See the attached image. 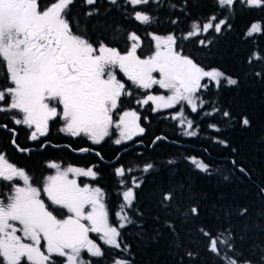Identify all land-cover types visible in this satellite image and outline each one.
I'll return each instance as SVG.
<instances>
[{
  "label": "snow or ice",
  "instance_id": "6c2138e0",
  "mask_svg": "<svg viewBox=\"0 0 264 264\" xmlns=\"http://www.w3.org/2000/svg\"><path fill=\"white\" fill-rule=\"evenodd\" d=\"M83 2L93 6L85 16L98 14L97 0ZM125 2L137 6L147 5L150 0ZM74 3L75 0H0V73L6 77L0 85V114L7 113L6 119L16 125L34 128L30 133L32 140L46 135L50 122L55 120L63 123L60 131L73 137H87L94 144L116 133L119 137L114 139L116 145L143 134L145 129L138 122L137 111L122 109L123 98L134 96L131 87H126L127 82L145 90V98L136 99L137 104L151 102L158 111L183 102L192 112L197 111V94L209 88L207 81L217 87L222 81L228 86L238 85L237 79L222 70H206L185 53L172 34L152 35L154 47L147 52L141 50V37L135 32L116 30L112 43L93 41L87 30L81 28L80 21L72 18ZM108 3L117 6L119 0H108ZM215 3L226 14L224 18L212 14L207 18L210 22L202 26L194 23L188 37L199 36L201 31L221 33L222 29H230L228 21L237 5L264 7V0H215ZM135 20L150 24L154 18L136 11ZM259 33H262V24L257 21L250 25L246 36ZM120 39L125 42L123 48L116 43ZM198 43L206 46L211 41ZM253 60L264 61V55L253 54L248 63ZM255 75L262 76L264 71ZM153 86L168 94H147ZM221 114L231 118L229 111ZM242 124L250 125L249 119L242 118ZM187 127L192 128L191 120ZM187 134L195 135L194 132ZM191 162L202 172L209 171L206 163L195 158ZM48 167L55 169V174L48 175L42 185L34 186L25 170L0 155V182H7L4 187L8 189L0 194V264H103L108 253L101 244L130 255V246L124 242L122 233L130 225L141 230L138 235L145 243L159 242L163 230L167 229L176 237L175 247L181 248L178 229L168 217H184L183 227L189 222L195 223L200 214L195 206L182 209L177 203L175 187L162 189L157 203L162 215L151 217L160 227L154 228L153 235L149 236L144 229V213L136 207L138 194L134 189H139L140 183L134 182L123 191V203L113 219L101 187L69 178L72 174L95 180L96 171L75 167L61 170L56 163ZM151 167L149 164L144 171ZM239 171L247 175L245 169ZM124 174L123 168L116 170V175L123 177ZM260 192L264 194V188ZM247 212V207H243L238 215L244 217ZM197 231L199 236L194 243L203 245L219 264H264V247L253 244L250 254L245 255L243 229L239 247L231 226L220 232L205 227ZM257 251L259 256L253 259ZM184 255L189 258V264H194L199 253L187 250ZM111 264H133V261L112 259Z\"/></svg>",
  "mask_w": 264,
  "mask_h": 264
},
{
  "label": "trees",
  "instance_id": "16d2710c",
  "mask_svg": "<svg viewBox=\"0 0 264 264\" xmlns=\"http://www.w3.org/2000/svg\"><path fill=\"white\" fill-rule=\"evenodd\" d=\"M91 7L83 0H75L71 14L74 20L80 21L81 28L87 30L93 41L112 43L116 30L135 32L141 37V50L146 52L154 47L152 35L172 34L185 53L207 70L219 69L238 80L237 86H228L222 81L217 87L214 82H207L209 88L197 94V111L192 112L191 107L185 106L182 122L173 118L174 113H179V107L156 111L140 141L143 145L137 147V142L121 151V148L100 149L104 163L91 153L82 157L68 149L51 153L76 165L97 162L95 169L99 176L93 183L105 192L113 219L123 203V191L134 182L140 183V188L134 189L138 194L136 207L144 213V229L149 236L153 235L154 228L160 227L151 217L162 215L157 207L162 189L175 187L177 203L182 209L190 206L199 208L195 223L189 222L183 227L184 217H168L178 229L181 248L175 247L173 241L176 237L167 229L163 230L159 242L145 243L138 235L141 230L130 225L122 230L124 242L130 246V255L103 245L108 253L103 264H111L112 259L132 260L133 264H181V261L189 264V258L184 255L187 250L199 253L194 264H219L203 245L194 243L200 227L220 232L231 226L238 247L243 229L245 255L250 254L253 244L264 247V194L260 192L264 188V75H255L264 71V61L248 63L253 54L264 55V7L237 5L228 21L230 29H222L221 33L202 31L199 36L191 37L188 33L194 23L202 26L210 22L207 18L212 14L219 18L226 15L217 8L215 0H159V3L150 0L147 5L137 6L123 2L112 6L106 0H99L95 5L99 9L98 14L85 16ZM136 11L153 17V22L142 24L135 20ZM257 21L262 24V33L247 37L250 25ZM199 40H210L211 43L205 46L199 44ZM116 43L122 48L125 46L123 39ZM222 111H229L231 118L222 116ZM244 117L249 119L250 125L242 124ZM189 120L192 128L187 127ZM192 132L195 135L187 134ZM166 138L180 145L171 144ZM119 151V159L112 163ZM193 158L206 163L209 171L202 172L196 168L191 162ZM36 163L32 161L28 166L37 169ZM149 164L152 167L145 172ZM119 167L125 170L123 177L116 175ZM240 168L245 169L247 175L240 172ZM41 170L39 174L44 172V164ZM243 207H247L248 212L240 217L238 211ZM258 256L257 251L253 259Z\"/></svg>",
  "mask_w": 264,
  "mask_h": 264
},
{
  "label": "flooded vegetation",
  "instance_id": "af4514ba",
  "mask_svg": "<svg viewBox=\"0 0 264 264\" xmlns=\"http://www.w3.org/2000/svg\"><path fill=\"white\" fill-rule=\"evenodd\" d=\"M98 2L99 0H97V3ZM122 2L126 3L125 0H119V3ZM120 48H122V46ZM120 76L122 77L123 74H120ZM5 79V75L0 73V85L5 82ZM123 79L126 81L127 78L123 77ZM126 87H131V90L134 92V96L123 98L124 103L122 104V109H131L137 111V114L140 116L139 121L141 127L145 129L143 134L134 136L132 140H127L122 142V144L120 145H116L114 143V139L118 137V133H116L111 137H106L105 140L102 141L100 144H94L87 137H73L65 132L60 131V128L63 126V123L59 120L50 122L49 129L46 135L38 136L37 140H32L30 133L31 131H34V128L28 129L27 126L16 125L10 119H6L7 113H3L0 114V125H6V127L0 126V155L5 156V158L10 163L18 167L19 169L25 170L26 173H28L30 178L32 179L34 186H36L37 184L42 185L46 177L52 174L53 169L48 167V164L50 163H56L61 166H74L77 168L85 169L96 168L97 162H81V165L87 164L86 166H81L76 165L74 163L72 164L70 163V161H67L62 157H54V155H51V153H54V150L68 149L70 152L80 156L91 153L92 155L96 156L99 161L104 163L105 159H103L102 152L100 151V149L121 148V151L127 149L128 147L134 145L137 142L138 143L135 144V146H142L143 144H141L140 141H142L141 139L146 135V132L148 130V123L151 122V117H153L155 111L153 110V106L150 103L149 105H142L137 104L135 102L136 99H140L145 95L143 89H136L134 85H131V82H127ZM85 149L87 151H85ZM120 151L118 152V154L116 155V159L112 161V163L119 159V154L121 153ZM32 161L38 162L36 163L38 164L37 169H32L28 166L30 165V163H32ZM42 164H44L45 170L43 173L39 174L42 168ZM95 171L97 172L96 169ZM98 176L99 174H97L96 178ZM5 183L7 182H0V194L6 193L8 191V189L4 187ZM19 183L22 186V182ZM97 242L100 243L99 241Z\"/></svg>",
  "mask_w": 264,
  "mask_h": 264
},
{
  "label": "rangeland",
  "instance_id": "374dc122",
  "mask_svg": "<svg viewBox=\"0 0 264 264\" xmlns=\"http://www.w3.org/2000/svg\"><path fill=\"white\" fill-rule=\"evenodd\" d=\"M201 33H202V31H201ZM207 70V69H206ZM158 75V74H157ZM207 82H209V81H207ZM155 87H157V88H155ZM154 89V90H153ZM144 92H145V90H143ZM147 94H152V95H167L168 93H166L165 92V90H162V89H158V86H153V88L152 89H150V90H147ZM142 98H145V95L142 97ZM150 104H151V102H150ZM198 104V103H197ZM152 106H153V110L156 112L157 110H155V105H153L152 104ZM185 106H187V104L186 103H181V104H178V105H176L175 107H173V108H169V109H160V110H158V111H168V110H171V109H176V108H180V111H179V113H174V116H173V118L174 119H179L180 120V122H182V117H183V113H184V108H185ZM189 106V105H188ZM198 106V105H197ZM190 107V106H189ZM129 110H131V109H129ZM135 111V110H134ZM181 113H182V115H181ZM139 122V124H140V121H138ZM140 126H141V124H140ZM117 138H119V137H117ZM60 167H61V170H64V169H66L67 167H74V166H61L60 165ZM75 168H77V167H75ZM119 168H121V167H119ZM83 169H85V168H83ZM93 169V168H92ZM118 169V168H117ZM85 170H87V169H85ZM94 171H95V169H93ZM55 174V169H53V171H52V174L51 175H54ZM69 178H76L77 180H78V182H84V183H88V184H90V185H92V186H95V187H98V186H96V184L95 183H93L94 182V180L92 179V178H89V177H73L72 176V174H69ZM96 179V178H95ZM93 236H95V234H92ZM102 246V248H104V246L103 245H101Z\"/></svg>",
  "mask_w": 264,
  "mask_h": 264
},
{
  "label": "water",
  "instance_id": "95a60500",
  "mask_svg": "<svg viewBox=\"0 0 264 264\" xmlns=\"http://www.w3.org/2000/svg\"><path fill=\"white\" fill-rule=\"evenodd\" d=\"M159 139H162V137H159ZM167 142L171 143V144H175V145H180V143H178L177 141H171L169 139H165ZM142 144V143H141ZM111 163V162H110Z\"/></svg>",
  "mask_w": 264,
  "mask_h": 264
}]
</instances>
